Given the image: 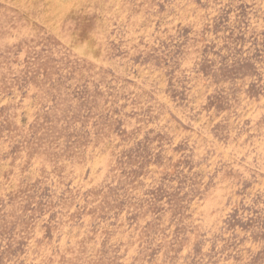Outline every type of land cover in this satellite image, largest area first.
I'll return each instance as SVG.
<instances>
[{
  "label": "rangeland",
  "instance_id": "rangeland-1",
  "mask_svg": "<svg viewBox=\"0 0 264 264\" xmlns=\"http://www.w3.org/2000/svg\"><path fill=\"white\" fill-rule=\"evenodd\" d=\"M0 264H264V0H0Z\"/></svg>",
  "mask_w": 264,
  "mask_h": 264
}]
</instances>
